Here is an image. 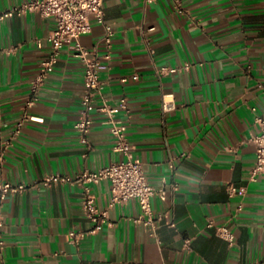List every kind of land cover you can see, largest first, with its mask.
<instances>
[{
  "label": "crops",
  "instance_id": "1",
  "mask_svg": "<svg viewBox=\"0 0 264 264\" xmlns=\"http://www.w3.org/2000/svg\"><path fill=\"white\" fill-rule=\"evenodd\" d=\"M26 1L0 0V14ZM179 1L182 12L175 0H104L110 60L103 58L105 26L95 18L79 40L102 57L108 103L128 99L133 157L144 163L151 185L166 186L168 199L153 200V227L137 221L134 200L110 208L113 226L78 245L69 233L91 227L84 186L46 187L43 179L75 178L125 157L113 150V134L96 108L91 149L81 142L75 125L84 66L75 44L62 48L38 102L26 108L56 21L36 13L0 20V184L27 186L0 198V264H264V175L250 182L255 118L264 117V0ZM165 67L179 71L161 75ZM163 94L174 95L175 112H162ZM229 184L240 190L234 198ZM91 190L98 207L108 209L110 183ZM209 220L228 227L234 244Z\"/></svg>",
  "mask_w": 264,
  "mask_h": 264
},
{
  "label": "built area",
  "instance_id": "2",
  "mask_svg": "<svg viewBox=\"0 0 264 264\" xmlns=\"http://www.w3.org/2000/svg\"><path fill=\"white\" fill-rule=\"evenodd\" d=\"M147 1L152 2L154 0ZM175 6L179 12H182L179 0H175ZM29 13L39 14L42 18L54 19L56 28L48 37L51 50L41 62L40 72L32 82L31 96L26 102V108H31L38 102L42 88L58 63L62 48L68 44H75L73 47L75 56L84 66V90L80 99L81 111L79 120L75 125L81 142L91 149L89 134L94 124L93 110L96 108L97 112L106 117V124L109 125L113 134V150L125 157L123 160L114 162L97 171L85 170L75 178L62 174H52L43 179L42 184L46 187L74 182L85 188L82 209L84 215L90 221L91 227L84 231H71L69 236L72 243L78 245L82 240L98 234L105 227H112L113 223L109 218V209L131 200L138 202L140 206L141 214L137 221L146 227H153L155 222L153 200L159 197L161 200L167 201V188L166 186L155 187L151 185L144 170V163L133 157V146L128 139V123L131 118L128 99L122 97L115 105L108 103L103 94L105 84L100 75L102 57L95 51L87 50L79 43L82 36L92 32V18H95L106 29L105 41L109 51L103 58L105 60L111 59L110 49L113 31L110 26L105 24L104 0H30L1 13L0 20L14 16H24ZM39 45H41L40 42ZM178 71L177 68L165 67L159 70V73L164 75ZM122 81L125 82L126 79L124 78ZM259 88L264 94V82L259 83ZM98 98H100V104L95 107ZM177 109L178 105L174 95L163 94L162 112L171 114ZM255 122L259 126V133L253 138L256 148V162L250 173V182H256L264 175V117L256 116ZM3 161L4 155H1L0 168H2ZM172 168H174L173 164ZM103 181L110 183L111 201L109 208L102 210L97 205L96 196L92 192L91 186L100 184ZM26 189L25 184L2 183L0 184V198L3 201L9 194L22 193ZM227 189L231 198L240 193V190L232 184H229ZM169 226L175 227V223L171 222ZM2 227L3 221L0 219V249L5 247V242L2 239ZM208 227H215L221 238L230 244H234L235 236L228 227H217L213 220H209ZM190 244L191 240L187 239L185 246L190 248Z\"/></svg>",
  "mask_w": 264,
  "mask_h": 264
}]
</instances>
